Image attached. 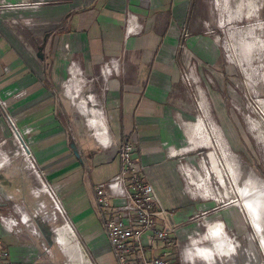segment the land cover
<instances>
[{"label":"crops","instance_id":"1","mask_svg":"<svg viewBox=\"0 0 264 264\" xmlns=\"http://www.w3.org/2000/svg\"><path fill=\"white\" fill-rule=\"evenodd\" d=\"M215 1L40 0L37 7L22 12H3L0 5V101L7 111L3 113L0 103V215L17 223L14 232L0 224V264H85L80 248L90 264H118L104 226L111 211L101 210L95 196L98 187L122 172L119 147L124 141L133 143L135 169L153 185L161 207L158 188H168L176 202L175 210L160 216L159 227L177 228L189 221L192 201L177 165L187 135L183 129L187 125L180 120L186 98L181 93L185 83L180 48L188 22L213 21ZM130 12L139 16L143 29L126 37ZM23 15L32 17L33 24L25 28L13 24L12 17ZM248 36H254L252 31ZM192 39L188 46L198 50L200 41ZM247 41L242 37L240 42ZM114 63L118 68L105 78L104 65ZM71 70L79 73L76 78H70ZM78 100L88 101L89 110L93 103L106 120L95 110L77 106ZM94 127L99 134L107 130L109 146H102ZM194 131L207 148L205 128L197 124ZM18 133L44 180L57 191L62 213L41 192L37 175L19 154ZM211 165L219 169L218 164ZM210 173L215 177L211 169ZM218 181L228 184L223 178ZM202 184L201 189L211 193L209 182ZM120 202L112 199L111 207ZM214 219L218 223L209 225L203 239L210 235L216 240L217 247L207 249L215 260L199 250L203 247L194 234L199 238L202 230L194 225L177 228L176 237L170 234L180 242L190 237L187 247L175 254L170 248L175 241L163 240L158 247L163 241L146 239L147 257L167 256L171 264H215L217 257L235 253L226 229L230 225L232 233L237 230L233 235L239 236L235 219L222 215ZM65 222L75 242L70 232L63 233L64 252L53 229ZM195 249L197 254L189 258L187 253Z\"/></svg>","mask_w":264,"mask_h":264},{"label":"rangeland","instance_id":"2","mask_svg":"<svg viewBox=\"0 0 264 264\" xmlns=\"http://www.w3.org/2000/svg\"><path fill=\"white\" fill-rule=\"evenodd\" d=\"M219 1H215L213 21L186 24L180 48L184 65L181 80L185 83L181 93L186 94L180 120L187 125L183 128L187 135L186 145L178 150L177 165L185 177L183 187L192 201V213L179 227L201 228L199 238L194 237L199 246L210 249L217 243L210 235L203 239L209 225L218 223L214 219L217 215L232 217L239 236H234L237 230L232 233L230 225L225 228L236 252L217 257L215 264H264V0H258V8L255 0ZM248 30H253L251 39L244 35ZM242 37L249 41L241 43ZM189 38L200 41L198 50L188 46ZM197 124L205 128L210 139L207 148L203 139L195 136ZM211 163L219 169L214 170ZM210 169L217 176L211 177ZM219 178L228 184H221ZM204 181L209 182L211 193L199 186ZM158 189L163 209L175 210L169 189ZM180 240L167 239L175 241L172 253L191 242L190 237ZM248 249L253 252L248 253Z\"/></svg>","mask_w":264,"mask_h":264},{"label":"built area","instance_id":"3","mask_svg":"<svg viewBox=\"0 0 264 264\" xmlns=\"http://www.w3.org/2000/svg\"><path fill=\"white\" fill-rule=\"evenodd\" d=\"M40 0H1L0 5L2 11L13 10L15 12H22L33 7H37ZM13 24L25 28V26L33 24V19L29 15H23L20 17H12ZM143 25L139 20V16L134 13H128L125 23V36H137L142 32ZM118 67L114 63L112 65L105 64L103 68V76L107 78L111 76ZM78 72L75 73L71 70V79L78 76ZM78 95L76 92L75 96ZM89 100L92 97L88 95ZM84 102V103H83ZM2 111L7 115L6 107L1 102ZM79 107L88 106V101L78 100L76 104ZM90 110L101 109L93 107V103L90 106ZM91 115L88 116V123ZM104 116V115H103ZM95 128V127H94ZM95 136L102 143V146H109L110 140L107 133L98 132V128H95ZM18 135V143L20 144L19 154L22 155L28 163H30L32 171L37 175L41 184V192L46 194L54 209L59 213H62V202L58 197L57 191L50 186L43 178L42 173L39 172L35 157H33L30 148L22 142ZM134 146L130 141H124L119 147V155L122 162V172L117 174L109 180L106 185L100 186L96 189L95 200L101 210H110V215L105 220V229L108 237V241L111 245L115 258H117L118 264H171L170 259L167 256L162 258L147 257L144 248L147 246L146 239H157L159 241L167 240L173 232H178L176 228L166 229L159 227L158 220L162 214L166 211L161 207V204L156 197L154 187L151 183L146 182L135 169L134 165ZM119 199L120 204L115 207H111V200ZM0 224L11 232L17 225L14 220L0 215ZM68 223H63L60 226L55 227L53 230L56 243L59 245L62 251H64V245L61 240L63 233L67 231L73 235V241L75 242V236L73 230ZM79 246V245H78ZM81 246H79L80 248ZM196 249L193 253L189 251L187 256L192 259L195 256ZM65 252V251H64ZM82 253V259L85 264H90V260L84 253L83 248H80ZM195 254V255H194ZM207 255V254H205Z\"/></svg>","mask_w":264,"mask_h":264},{"label":"bare ground","instance_id":"4","mask_svg":"<svg viewBox=\"0 0 264 264\" xmlns=\"http://www.w3.org/2000/svg\"><path fill=\"white\" fill-rule=\"evenodd\" d=\"M250 31H253V30H248V32H244V35H248V33L250 32ZM247 33V34H246ZM245 37V36H244ZM243 37V38H244ZM244 39H246V38H244ZM264 72V71H263ZM89 109H87L86 108V112L88 111ZM90 112H93L94 110H89ZM97 112H98V114H101L102 115V112H99L98 110H96ZM102 117H103V115H102ZM89 124H90V122H89ZM105 133H107V130L104 132V134ZM199 250L201 251V253L202 252H204V253H206V254H208V257L209 258H212V261L213 260H215V256L214 255H211V253H209V251H207V249L206 248H199Z\"/></svg>","mask_w":264,"mask_h":264}]
</instances>
